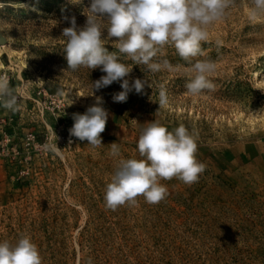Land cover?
Masks as SVG:
<instances>
[{"label": "rangeland", "instance_id": "obj_1", "mask_svg": "<svg viewBox=\"0 0 264 264\" xmlns=\"http://www.w3.org/2000/svg\"><path fill=\"white\" fill-rule=\"evenodd\" d=\"M90 0H0V75L22 94L21 109L0 106V241L30 236L43 264H264V15L249 18L250 0H234L202 42L211 60L212 90L188 93L193 73L172 47L171 70L133 65L130 80L148 81L141 94L113 101L120 84L92 95L99 69H67L65 18L86 21ZM115 38H113L114 40ZM109 51L113 42L105 40ZM169 103L159 108V91ZM103 98L109 117L93 148L67 143L74 113ZM135 120L136 122H134ZM197 133L199 182L162 180L169 195L150 205L112 211L104 193L119 158L141 159L137 143L147 122ZM57 144L52 152L46 144Z\"/></svg>", "mask_w": 264, "mask_h": 264}, {"label": "clouds", "instance_id": "obj_2", "mask_svg": "<svg viewBox=\"0 0 264 264\" xmlns=\"http://www.w3.org/2000/svg\"><path fill=\"white\" fill-rule=\"evenodd\" d=\"M233 4L234 0H90L83 26L77 25L75 16L65 18L70 23L62 33L67 69L73 72L81 68L99 69L104 75L92 81L91 96L117 82L122 91L112 98L123 103L133 90L141 94L148 81L130 80L132 67L121 56L133 65L157 73L173 68L169 60L162 58L163 50L172 47L193 73L185 84L188 93L200 95L214 88L209 74L215 71V63L193 60L204 55L202 42L208 40L209 27L223 19ZM262 15L264 0H250L249 18L255 21ZM105 40L113 42L115 51H109ZM22 98L11 87L9 78L0 75V106L18 112ZM103 103V98L97 96L83 114H73L71 137L86 140L93 148L102 146L101 134L109 117ZM168 103L169 96L162 88L159 108ZM144 125L137 143L141 159L120 158L119 145L111 144L110 156L119 159L106 185L104 201L112 211L126 205L136 206L140 196L150 205L159 204L169 195L162 180L177 178L191 186L199 182L206 170L207 166L197 159V133L184 124L170 131L159 120ZM45 148L60 151L56 143L46 144ZM0 264H43V258L31 237L21 235L15 243L0 241Z\"/></svg>", "mask_w": 264, "mask_h": 264}, {"label": "built area", "instance_id": "obj_3", "mask_svg": "<svg viewBox=\"0 0 264 264\" xmlns=\"http://www.w3.org/2000/svg\"><path fill=\"white\" fill-rule=\"evenodd\" d=\"M65 139H66L67 143H69L70 140H71V143H73L75 137H71L70 134H68Z\"/></svg>", "mask_w": 264, "mask_h": 264}, {"label": "water", "instance_id": "obj_4", "mask_svg": "<svg viewBox=\"0 0 264 264\" xmlns=\"http://www.w3.org/2000/svg\"><path fill=\"white\" fill-rule=\"evenodd\" d=\"M4 39L2 37H0V43H3Z\"/></svg>", "mask_w": 264, "mask_h": 264}]
</instances>
